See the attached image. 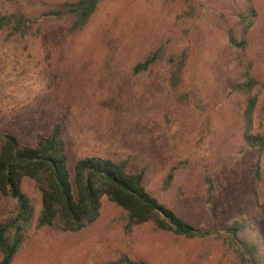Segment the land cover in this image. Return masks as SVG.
I'll list each match as a JSON object with an SVG mask.
<instances>
[{"label": "rangeland", "instance_id": "374dc122", "mask_svg": "<svg viewBox=\"0 0 264 264\" xmlns=\"http://www.w3.org/2000/svg\"><path fill=\"white\" fill-rule=\"evenodd\" d=\"M11 1L0 0V15L13 10ZM229 1L104 0L76 36L62 27L43 36L39 15L30 36L9 39V31L0 32V147L7 134L34 145L38 134L62 123L71 161H128L130 173L146 172L145 185L160 204L210 233L187 239L144 225L127 234L126 214L108 199L98 221L79 233L39 230V196L27 184L36 217L12 264H117L123 257L148 264H244L219 232L243 196L257 191L264 204V156L260 181L246 161L240 174L238 98L231 99L224 84L252 66L261 82L255 132L264 135V0H253L258 18L245 38L239 35L246 50L229 43L228 31L237 24ZM184 52V81L174 94L169 59ZM152 54L159 62L135 74ZM184 94L190 101L180 99ZM228 163L236 176L229 183L238 192L232 186L225 196L210 192L206 176ZM169 175L174 181L166 189ZM16 214V201L0 195V220Z\"/></svg>", "mask_w": 264, "mask_h": 264}, {"label": "trees", "instance_id": "16d2710c", "mask_svg": "<svg viewBox=\"0 0 264 264\" xmlns=\"http://www.w3.org/2000/svg\"><path fill=\"white\" fill-rule=\"evenodd\" d=\"M104 0H67L63 2H42L12 0L13 10L0 15V32L9 31L8 37L30 36L42 17L46 34L50 30L63 28L68 36L81 34L97 14ZM245 6L229 1L237 24L228 31L232 47L246 50L243 38L249 34L258 18L252 5L253 0H242ZM188 53L169 59V85L174 94H179L188 64ZM160 60L159 54L150 55L138 64L135 74L150 71ZM261 82L254 75L252 66L245 68L240 77H228L224 92L238 98L236 109L239 122L240 163L246 161L249 170L254 169L256 181H260V163L264 156V135L255 132V115L260 102L258 92ZM185 102L188 95H181ZM226 164L225 169L207 175L210 192L227 195L230 186L237 191V184L229 183L234 166ZM240 174L245 173L242 164ZM146 172H129V162H114L101 157H86L71 161L68 142L62 123L36 136L35 144H22L15 135H4L0 147V195L17 203L16 216L0 220V264H12L24 243L25 233L36 217V206L26 194L27 184L39 196L40 210L37 228L54 229L61 233H79L95 224L101 215L102 202L108 199L126 214L127 234L135 228L151 225L156 231L171 233L187 239H203L210 235L198 229L173 210L160 204L145 185ZM253 179V178H252ZM174 176L169 175L166 189L172 186ZM250 182L248 186H251ZM232 199V198H231ZM230 204L231 201L229 200ZM231 219L220 229L222 239H228L244 264H264V204L258 192L246 195L234 207ZM225 234V235H223ZM117 264H148L123 257Z\"/></svg>", "mask_w": 264, "mask_h": 264}]
</instances>
